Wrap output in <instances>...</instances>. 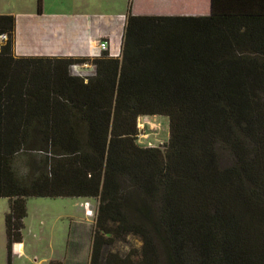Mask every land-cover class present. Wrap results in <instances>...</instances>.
<instances>
[{"label": "trees", "instance_id": "trees-1", "mask_svg": "<svg viewBox=\"0 0 264 264\" xmlns=\"http://www.w3.org/2000/svg\"><path fill=\"white\" fill-rule=\"evenodd\" d=\"M2 34L7 264L31 198L99 202L90 264H264V0L129 11L120 57H18L12 14ZM160 115L164 149L140 146L138 119ZM127 236L139 253L105 250Z\"/></svg>", "mask_w": 264, "mask_h": 264}, {"label": "crops", "instance_id": "crops-1", "mask_svg": "<svg viewBox=\"0 0 264 264\" xmlns=\"http://www.w3.org/2000/svg\"><path fill=\"white\" fill-rule=\"evenodd\" d=\"M141 2H145L149 10H155L152 14L145 13L141 9ZM202 7L209 15L211 11V0H133L131 4V13L135 16H189L180 13V9L184 4ZM129 14V13H128ZM127 14V15H128ZM13 15V14H12ZM127 15L124 14H109L99 16L79 15L76 17L71 11L64 12H46L44 5L41 13L35 10L15 13L16 17V38L14 52L18 57H81L95 58L99 57L102 51L99 48V43L106 41L111 56L119 55V46H122V39L126 24ZM194 15V16H204ZM87 72V70H83ZM143 124L149 125L150 129L156 127L154 122L145 120ZM147 138V136H144ZM51 199V198H45ZM65 199L72 201L75 199L79 207L88 206L86 217L92 218L91 221L83 223L80 226L72 227L70 230V254L62 261H57L55 264H90L93 237L95 233V223L98 211L99 202L95 199L86 198H55L52 200ZM94 201V202H93ZM94 204V205H93ZM70 215H66L68 217ZM57 218H62L61 215ZM30 214L28 211L27 217L24 220V231L31 233L35 231V239L38 234L44 233L46 223L56 221L53 215H39L38 228L31 226L29 222ZM55 224V223H54ZM51 224V231L54 228ZM46 225V226H45ZM45 226V227H44ZM41 230V231H40ZM81 242L89 246L88 257L80 256ZM25 239L21 243L14 246V249L24 251Z\"/></svg>", "mask_w": 264, "mask_h": 264}, {"label": "rangeland", "instance_id": "rangeland-1", "mask_svg": "<svg viewBox=\"0 0 264 264\" xmlns=\"http://www.w3.org/2000/svg\"><path fill=\"white\" fill-rule=\"evenodd\" d=\"M133 0H42L46 12H64L74 13L76 17L79 15L99 16L109 14H124L127 15L131 9ZM141 9L145 13L152 14L155 10H149L145 2L139 3ZM37 7V0H0V14H13L35 10ZM202 7L184 4L180 9V13L184 15H204L207 13ZM206 16V15H204ZM119 48H121L119 46ZM121 53V49H119ZM120 53L117 57H120ZM85 70V69H83ZM91 73V72H90ZM92 74H90L91 76ZM145 120H150L156 124L153 129L149 125L143 124ZM170 121L167 116H152L140 117L138 119L139 135L137 142L142 147H156L164 149L170 136ZM144 136H147L145 138ZM75 199L68 201L65 199H45V198H31L27 200V209L30 214L29 222L31 226L38 228L39 215L50 214L56 219L61 215L62 218H57L53 223H46L44 233H39L38 238L35 239V231H24L25 248L24 251H19L13 248L11 264H55L57 261H62L68 254H70V230L72 227H78L87 220L92 218L86 217V210L88 206L79 207ZM94 202V201H93ZM94 205V204H93ZM9 210V201L5 198H0V264H7L8 250L7 237L5 231V215ZM66 215H70L66 217ZM55 223V224H54ZM51 224L54 228L51 231ZM44 226V227H45ZM41 231V230H40ZM141 241L134 236H127L122 241H117L112 245L106 247L108 253H115L125 256L131 250H137L139 253L141 249ZM89 246L81 242L80 256L88 257Z\"/></svg>", "mask_w": 264, "mask_h": 264}, {"label": "built area", "instance_id": "built-area-1", "mask_svg": "<svg viewBox=\"0 0 264 264\" xmlns=\"http://www.w3.org/2000/svg\"><path fill=\"white\" fill-rule=\"evenodd\" d=\"M7 40V35L5 34H2L0 35V45H2L5 41ZM99 48L102 52L104 51H108L109 48H108V43L106 41H102L101 43H99ZM110 53V52H109ZM111 55V54H110ZM90 66L88 64H85L83 66V68H89ZM75 71L78 75L82 76V77H88L90 76V72H85L83 71V69H80V68H75Z\"/></svg>", "mask_w": 264, "mask_h": 264}]
</instances>
